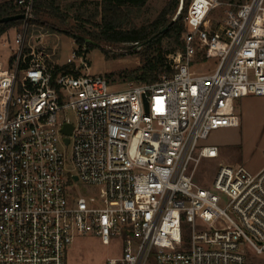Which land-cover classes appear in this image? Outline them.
<instances>
[{
	"label": "built area",
	"instance_id": "built-area-1",
	"mask_svg": "<svg viewBox=\"0 0 264 264\" xmlns=\"http://www.w3.org/2000/svg\"><path fill=\"white\" fill-rule=\"evenodd\" d=\"M14 3L26 17L8 67L0 62V264H65L84 235L122 238V257L107 264H249L248 253L264 254V166L220 164L209 188L196 182L202 159L219 157L200 142L239 126L238 100L264 96V0H192L172 74L121 90L90 73L84 46L52 62L28 37L36 0ZM223 5L232 8L212 23ZM199 56L217 59L215 70H193Z\"/></svg>",
	"mask_w": 264,
	"mask_h": 264
},
{
	"label": "rangeland",
	"instance_id": "rangeland-1",
	"mask_svg": "<svg viewBox=\"0 0 264 264\" xmlns=\"http://www.w3.org/2000/svg\"><path fill=\"white\" fill-rule=\"evenodd\" d=\"M15 0H0V3ZM101 0H36L38 4L34 11V19L28 30V37L40 48H45L51 55L50 60L56 64H64L74 51L80 50V44L74 34L89 38L90 34L100 30ZM169 0H149L146 7L135 12L130 27L141 28L155 21L160 12L166 7ZM232 3L230 0H223ZM249 0H233L234 4ZM180 6V5H179ZM229 5L217 8L212 14V23L224 20ZM179 9V7H178ZM171 13L169 17L177 18L179 11ZM43 22V23H42ZM186 22V19H185ZM6 26V27H5ZM4 31L0 32V62L8 67L12 49L15 47L17 32L23 23H5ZM53 26L54 28H50ZM186 30L188 29L185 25ZM41 39L37 41V39ZM87 48V58L90 63V73L93 76L104 77L113 90H121L143 83L142 68L146 59L157 55L156 51L146 50L143 44L134 42H104ZM162 49L169 64L171 57L179 50L177 43L164 38ZM218 60L214 58L201 59L199 56L193 63V70L197 72H213ZM163 76V75H162ZM237 113L240 124L237 127L223 128L212 131L206 140L200 142L201 146L215 145L219 149V157L215 159H202L196 173V182L206 188L212 185L220 164L244 166L251 172H257L264 166V96H248L238 100ZM62 118L76 123L73 111H66ZM68 154L67 169L74 171L72 163V150L62 147ZM81 192L93 195L90 189L80 184ZM191 227H184V236L191 238ZM123 254L122 238H112L109 245H104L95 235L77 237L68 247L65 264H107L109 258H120ZM249 264H264V254L248 253ZM147 264H157L152 256Z\"/></svg>",
	"mask_w": 264,
	"mask_h": 264
},
{
	"label": "trees",
	"instance_id": "trees-1",
	"mask_svg": "<svg viewBox=\"0 0 264 264\" xmlns=\"http://www.w3.org/2000/svg\"><path fill=\"white\" fill-rule=\"evenodd\" d=\"M192 0H183V8L179 16L173 21V15L177 11L181 0H169L168 4L160 12L153 23L141 28L130 27L127 25L132 23V16L135 12L143 9L148 4L149 0H101L99 3L101 10V21L99 23L100 30L90 34L89 39L97 44L104 42H134L143 44L146 50L156 51L157 55L146 59L141 72V80L143 83H153L159 80L162 75H171L172 68L166 62L164 51L162 49V41L164 38H170L171 41L178 44L179 49L183 48L182 36L186 31L185 19L188 16V10ZM233 3V0H230ZM38 4H35L37 8ZM21 11L14 1H6L0 3V19L20 14ZM22 20L9 22L10 24L22 23ZM32 22H40L33 19ZM7 23V24H9ZM43 23V22H42ZM5 23L0 24V32H3ZM6 27V26H5ZM168 27L164 32L163 29ZM50 28H54L50 26ZM75 36L74 33L67 31ZM160 33L156 38L154 35ZM82 36V35H81ZM80 48L87 45L88 48L94 46L92 43H87L81 38L75 36ZM153 38L152 40H150Z\"/></svg>",
	"mask_w": 264,
	"mask_h": 264
},
{
	"label": "water",
	"instance_id": "water-1",
	"mask_svg": "<svg viewBox=\"0 0 264 264\" xmlns=\"http://www.w3.org/2000/svg\"><path fill=\"white\" fill-rule=\"evenodd\" d=\"M25 17H26L25 14H17V15L7 16V17H4V18H1V19H0V24H3V23H9V22H13V21L24 20ZM175 20H176V19H173V21H175ZM167 29H168V27H166L165 29H163V31H161V32H164V31L167 30ZM159 34H160V33L154 35L153 38H156ZM75 36H76L77 38H81V39H83V40H84L85 42H87V43H92V44H94V45H99V44L93 42L91 39L86 38V37H84V36H81V35H78V34H75ZM153 38H151L150 40H152ZM72 131H73V126L70 125V124H66V125L64 126V128H63V132H65L67 135H70V134L72 133ZM66 142L69 143V140L67 139ZM75 180H77V177H75Z\"/></svg>",
	"mask_w": 264,
	"mask_h": 264
},
{
	"label": "crops",
	"instance_id": "crops-1",
	"mask_svg": "<svg viewBox=\"0 0 264 264\" xmlns=\"http://www.w3.org/2000/svg\"><path fill=\"white\" fill-rule=\"evenodd\" d=\"M39 40H40V38H39Z\"/></svg>",
	"mask_w": 264,
	"mask_h": 264
}]
</instances>
